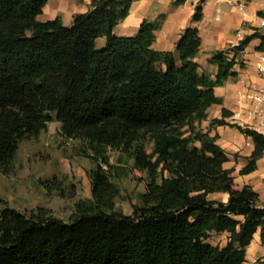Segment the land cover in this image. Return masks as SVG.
Wrapping results in <instances>:
<instances>
[{
  "label": "trees",
  "instance_id": "trees-1",
  "mask_svg": "<svg viewBox=\"0 0 264 264\" xmlns=\"http://www.w3.org/2000/svg\"><path fill=\"white\" fill-rule=\"evenodd\" d=\"M133 1L92 0L89 12L65 26L60 18L38 20L48 0H0V169L10 171L19 141L51 118L64 137L87 142L85 156L95 164L92 200L78 204L69 221L43 207L0 213V264H243L255 234L264 240V200L251 185L236 186L219 136L198 125L223 103L215 89L238 76V56L257 34L214 52L213 78L195 60L202 44L196 28L185 30L175 51L153 48L166 15L145 19L134 36H117ZM202 12L197 7L196 21ZM222 112L213 125L253 140L240 170L250 174L264 156V135L228 123L232 112ZM108 148L129 153L149 174L130 215L116 205ZM215 193L228 199H211ZM214 233L227 234L224 246L208 242Z\"/></svg>",
  "mask_w": 264,
  "mask_h": 264
},
{
  "label": "crops",
  "instance_id": "crops-1",
  "mask_svg": "<svg viewBox=\"0 0 264 264\" xmlns=\"http://www.w3.org/2000/svg\"><path fill=\"white\" fill-rule=\"evenodd\" d=\"M175 1L134 0L128 17L115 27L114 33L123 37L134 36L145 19L155 21L161 15H166L163 26L156 32L157 38L153 48L159 51H175L176 43L185 30L196 28L199 30L202 44L195 60L200 64L201 71L207 72L213 78L218 73V66L209 62L213 53L230 49L244 38L257 34L238 56V63L234 69L238 76L230 78L223 86L215 89L216 95L223 103L213 105L208 110V114L213 110V119L223 118V109L231 111L233 115L226 118L228 121L240 108L241 93L251 84L261 82L256 66L264 61V50H259L262 44L261 37H264V27L260 23L261 19H264V0H247L248 4L243 10L232 6L227 0H185L181 4H175ZM91 2L92 0H48L38 20L46 22L60 18L65 26H72L76 15L89 12ZM199 6L202 7L203 17L196 21L194 17ZM210 133L212 136H219L218 143L228 153L229 161L224 164L225 168L232 169L235 174L248 164L254 149L252 138L228 126H215ZM232 155L237 156V160L226 167L231 163ZM263 159L264 157L257 161V169L254 172L247 175L239 174V188L246 184L251 185L260 194L257 186L259 182L264 183V177L261 175ZM257 174L261 175L260 181L255 180ZM236 180L235 178V183ZM213 195L226 196L225 200L228 199V195L224 193L210 196ZM243 264H264V240L260 232L255 234L247 247L246 260Z\"/></svg>",
  "mask_w": 264,
  "mask_h": 264
},
{
  "label": "rangeland",
  "instance_id": "rangeland-1",
  "mask_svg": "<svg viewBox=\"0 0 264 264\" xmlns=\"http://www.w3.org/2000/svg\"><path fill=\"white\" fill-rule=\"evenodd\" d=\"M104 46L103 40L97 42L99 49ZM212 115L213 110H210V117L198 124L204 131L221 126L212 124L215 120ZM227 122L238 124L233 119ZM87 149V142L64 137L62 124L54 118L48 120L37 135L25 136L19 141L11 170L0 169V213L11 208L30 214L43 207L50 211V215L69 221L77 212L78 204L92 200L88 172L95 168V164L85 156ZM153 149V142L145 141L147 154H151ZM107 155L112 167L109 171L111 180L120 189V196L116 199L117 208L130 215L134 206L142 204V194L147 191L150 181L149 174L137 169L135 159L127 152L108 148ZM235 157L232 155L231 163L226 167L237 160V156ZM261 173L264 177V159ZM239 174L240 171L233 174L237 179V187L240 186ZM261 175L255 180L260 181ZM259 183L257 190L264 200V183ZM210 198L226 199V196L213 195ZM208 242L224 246L227 234L214 233Z\"/></svg>",
  "mask_w": 264,
  "mask_h": 264
},
{
  "label": "built area",
  "instance_id": "built-area-1",
  "mask_svg": "<svg viewBox=\"0 0 264 264\" xmlns=\"http://www.w3.org/2000/svg\"><path fill=\"white\" fill-rule=\"evenodd\" d=\"M232 6L243 10L247 6V0H227ZM264 27V19H261ZM234 44L232 48L238 46ZM259 84H251L240 95L239 110L234 114L233 120L245 128H249L264 135V61L257 64Z\"/></svg>",
  "mask_w": 264,
  "mask_h": 264
}]
</instances>
